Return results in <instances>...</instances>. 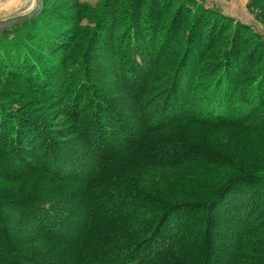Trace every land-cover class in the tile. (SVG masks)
Masks as SVG:
<instances>
[{"label":"trees","instance_id":"1","mask_svg":"<svg viewBox=\"0 0 264 264\" xmlns=\"http://www.w3.org/2000/svg\"><path fill=\"white\" fill-rule=\"evenodd\" d=\"M46 3L0 32L36 90L0 92V182L29 187L0 193V264H264V143L218 145L264 132V38L201 0Z\"/></svg>","mask_w":264,"mask_h":264},{"label":"rangeland","instance_id":"2","mask_svg":"<svg viewBox=\"0 0 264 264\" xmlns=\"http://www.w3.org/2000/svg\"><path fill=\"white\" fill-rule=\"evenodd\" d=\"M73 1L74 0H46L47 2L46 4L50 6H54L59 10H63V12H68L69 14H72L75 17L77 15L83 16L80 23L78 24L81 27H89L90 25H92V21L94 20L92 8L90 9L91 11L89 10L79 13V7L77 6V4L73 3ZM201 1L205 6L221 11L223 14L230 16L231 18L239 21L242 24H245L249 28V31L251 30L252 32L257 33L264 38V0H201ZM78 2L81 5L82 2H88L92 7H95V4H97L98 0H78ZM29 5H30V0H0V19L25 13L29 11L26 10L29 8ZM65 18L66 15H63L61 17L54 16L52 17V20H54L55 22L62 21V23L66 24L64 22ZM67 18H69L68 21L71 20L70 19L71 17L67 16ZM42 28L46 31L45 29L46 26L45 28L44 27ZM45 52H49L50 55L55 54L54 52H52V49H49L48 46H46ZM58 56L62 57V53H60V55ZM0 76H1L0 80H2L0 81L1 93L3 91H7L8 93L9 91L17 90L23 92L26 95V97L28 96L32 97L31 95H33L34 91H36L32 86H29L22 81H19L17 83L11 80L6 81V76L4 74L0 73ZM1 93L0 95H5ZM13 94L15 93H11L12 96H10V99L6 98L5 100L11 105H17L18 104L17 98H15ZM36 103H37L36 105L38 106L40 105V107H37V109L41 111V113H43L45 116L44 118L43 117L41 118L44 123H47L48 125H53L54 128H59L66 125L67 119H65L64 117H59V119H57L58 114L54 113V103L48 105L47 101L41 102V100L36 101ZM248 132L249 131L241 132L240 130H229L226 131L225 133H222L221 136L219 137L220 141L218 142L220 150L223 152L225 149L230 151H235V153L233 154L234 157L237 158L238 160L240 159V162L242 164L251 165L255 163L254 161H250V159L253 157L252 152L262 148L261 144L264 143V132H262L263 134H261V132L260 133L253 132V134ZM204 135L211 137L214 136L213 132L212 133L204 132ZM247 135L250 136V140H251L250 146H248L244 142L243 137H245L246 142H249L247 140ZM225 154L227 153L225 152ZM147 180H148L147 178L145 180H142L141 185L148 186L149 181ZM28 184L29 186L32 185L31 182H28ZM28 188L21 186L20 183L11 184L5 181L0 182V193L17 194L24 192Z\"/></svg>","mask_w":264,"mask_h":264},{"label":"water","instance_id":"3","mask_svg":"<svg viewBox=\"0 0 264 264\" xmlns=\"http://www.w3.org/2000/svg\"><path fill=\"white\" fill-rule=\"evenodd\" d=\"M41 3L42 0H35V5L29 11L0 19V32L9 26L17 25L33 18L41 9Z\"/></svg>","mask_w":264,"mask_h":264},{"label":"clouds","instance_id":"4","mask_svg":"<svg viewBox=\"0 0 264 264\" xmlns=\"http://www.w3.org/2000/svg\"><path fill=\"white\" fill-rule=\"evenodd\" d=\"M34 5H35V0H30L29 8L26 9V10H30V8H31L32 6H34Z\"/></svg>","mask_w":264,"mask_h":264}]
</instances>
